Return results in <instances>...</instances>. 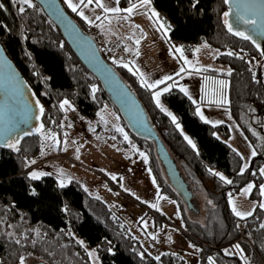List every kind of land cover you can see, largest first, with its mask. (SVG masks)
<instances>
[{"label": "trees", "instance_id": "obj_1", "mask_svg": "<svg viewBox=\"0 0 264 264\" xmlns=\"http://www.w3.org/2000/svg\"><path fill=\"white\" fill-rule=\"evenodd\" d=\"M135 1L138 0L120 3L126 6ZM152 2L154 9L169 21L167 40L171 45L181 47L182 53L191 58L200 44H206L216 50V63L226 66L227 70L201 72L207 77L227 79L226 107L256 153L249 168L239 172L241 157L226 142L229 135L226 124L212 125L200 119L195 113L197 105L179 89L163 92L164 103L192 137L196 146L192 148L152 101L154 89L146 88L133 69L124 66L126 63L107 60L89 27L70 15L60 0L65 12L91 42V48L95 46L93 50L102 64L109 67L108 73L115 74L137 99L146 123L152 125L150 130L140 131L129 124L111 101L102 80L78 59L38 2H33L32 7L24 6L21 13L19 3L0 0L3 5L0 44L32 90L33 99L44 109L40 131L24 137L17 145L19 151L0 148V264H20L22 256L24 264L30 261L91 264L85 247L96 249L100 264H184L176 254H163L159 260L147 255L121 222L79 182L59 186L51 175L35 180L28 176L29 162L40 151L42 138L61 128V100H68L88 116L108 103L119 114L124 129L146 153L155 181L166 196L179 197L163 177L155 142L147 134L155 135L161 152L166 146L181 161L195 189L203 191L211 202L205 223H200L187 215L183 201L179 200L185 230L200 246L206 245L202 254L199 252L201 264H210L209 257L213 258V264H264V208L256 206L251 215L240 219L228 202L252 177L257 182L261 180L258 169L264 162V80L260 65L264 57L248 41L225 31L224 0ZM229 52L233 55H228ZM215 173L232 183H226ZM258 188L257 184L252 195H257ZM184 191L194 197L191 189ZM78 241H83V245ZM237 244L243 251L234 247ZM225 249L232 254H226Z\"/></svg>", "mask_w": 264, "mask_h": 264}, {"label": "rangeland", "instance_id": "obj_2", "mask_svg": "<svg viewBox=\"0 0 264 264\" xmlns=\"http://www.w3.org/2000/svg\"><path fill=\"white\" fill-rule=\"evenodd\" d=\"M60 1L70 15L84 22L90 30L94 27L101 30L103 37L108 41H122L127 50H131L134 54V57L128 59L127 65L132 66L134 62L138 63L141 67L140 75L143 74L141 77L144 81L153 83L166 75L172 77L171 80L152 88L154 90L151 98L156 106L154 92L161 91L162 95V89L170 84L174 86L169 90L173 88L180 90L183 86L187 89L186 95L193 104L197 105L195 113L200 119L202 114L204 117L202 120L212 125L226 124L229 130L226 142L241 157L238 170L241 172V168L247 164L248 167L244 170L247 171L254 156L252 154L254 148L234 123L226 107L228 81L219 76L207 77L201 72L207 69L227 70L226 66L216 63L215 49L206 44H200L191 58L177 52L175 49H181V47L171 45L167 40L169 21L154 9L152 0L150 5L142 7L140 0L126 6L121 5L120 0L118 4L116 0H103V3L110 8L126 9L136 4L137 7L132 14L123 11L106 13L96 6L95 2L88 4L87 0H84V4H81L80 0H72L73 4L78 5L77 11L74 12L66 0ZM33 2L35 0H32ZM19 6L27 5L19 4ZM153 10L158 13V17L152 14ZM80 12H83V16ZM84 16H87L88 20H85ZM97 16L100 19H96ZM125 40L134 47L135 51L126 45ZM181 67L185 71L180 72ZM260 69L264 80V60L261 62ZM178 72H180L179 76L176 75ZM161 95L162 107H157L169 117L184 140L195 149L196 146H192V144L195 145L192 137L177 122L175 113L164 103ZM64 101L59 102L62 113L61 128L42 138L40 151L30 160L35 163L29 162L28 176L30 177L29 174L33 171L46 173L53 176L59 186L67 185L71 181L79 182L89 195L99 199L111 215L121 222L147 255L156 258L171 253L180 255L184 264H201L199 252L201 251L202 254L206 245L201 243L200 246V243L185 230L179 200L183 201L187 215L200 223H205L207 206L211 202L203 191L195 189V185L187 178L181 161L162 143L165 147L161 152L160 142L155 139V135L151 132L147 134V137L155 142L162 175L178 193L180 198L178 199L161 193L149 167L146 153L124 129L119 114L108 103L93 116H88L80 112L68 100L69 103L61 108L60 105ZM197 108L200 109L199 113ZM169 112L171 116L168 115ZM172 116L176 117L175 122ZM217 121L220 123H216ZM177 124L180 127H177ZM145 126L148 130L152 128L150 123H145ZM115 132L121 135H116ZM189 139L192 144L188 142ZM171 164L182 183L187 184L185 189L193 191V198L174 180L170 169ZM262 168H264V162L258 169V176L261 178L259 182L252 177L238 193L229 198L231 210L233 205L230 200L234 201L241 212L252 213L256 206L264 204V195H261L260 190V186L264 185V175L260 172ZM249 184L253 187L245 192L244 189ZM257 184L259 187L257 195H252ZM206 186L211 188L210 184ZM239 231L242 237L241 225ZM85 250L91 264H100L94 247H85ZM92 250H95L94 255L90 257L89 252ZM36 262L38 261H30L29 264Z\"/></svg>", "mask_w": 264, "mask_h": 264}, {"label": "water", "instance_id": "obj_3", "mask_svg": "<svg viewBox=\"0 0 264 264\" xmlns=\"http://www.w3.org/2000/svg\"><path fill=\"white\" fill-rule=\"evenodd\" d=\"M35 1L40 4L43 11L60 29L64 40L78 59L102 80L111 101L129 124L134 129L147 131L145 113L137 99L115 74L108 73L110 69L102 64L100 57L93 50L95 46L92 44L91 48V42L86 40L82 31L60 5L59 0ZM225 6L224 12H229L227 19L233 25V32L228 31V27L224 23L223 13L225 31L237 39L248 41L257 53L264 57V0H229ZM238 16H243L245 19H255L257 23L256 25L245 24L243 21L237 20ZM235 31H242L251 36L252 39L246 40L237 36L234 34ZM102 66L106 68L107 73ZM32 96V90L22 79L0 44V148H9L5 146V139L8 142L12 138V142L20 137V143L24 137L33 136L36 129L40 127L43 114L40 113L39 108L42 105L40 103L37 105ZM26 132L30 134L24 135ZM170 169L176 183L185 190L186 186L182 183L181 178L176 175L172 164ZM36 264L47 263L38 261Z\"/></svg>", "mask_w": 264, "mask_h": 264}, {"label": "snow or ice", "instance_id": "obj_4", "mask_svg": "<svg viewBox=\"0 0 264 264\" xmlns=\"http://www.w3.org/2000/svg\"><path fill=\"white\" fill-rule=\"evenodd\" d=\"M66 2L68 3V6H69L70 8H72V10H73L74 12L77 11V8H78V5H77V4H73V3H72V0H66ZM93 2H95L96 6L99 7V8H102L103 11L106 12V13H107V12L118 13V12L123 11V12L129 13V14H132L133 11H134V9L137 7L136 4H132L130 7L126 8V9H120V8H118V7H111V8H110V7H107V6L103 3V0H87V3H88V4H91V3H93ZM116 2H117V4H118V3H119V0H116ZM224 2H225V3H229V0H224ZM14 3H19V4H22V5H27L28 7H32V6H33V5H32V0H14ZM80 3H81V4H84V0H80ZM150 4H151V0H140V6H141V7H142V6H146V5H150ZM85 6H87V5L85 4ZM2 7H3V5L0 4V8H2ZM19 11H20L21 13H23V12L25 11V8H24L23 6H21V7L19 8ZM152 14H153L154 16H157V17H158V13H155L154 10H153ZM80 15L83 16V12H80ZM228 16H229V12H224V17H225L224 23H225V25H227V27H228V31H229V32H233V25H232L231 23H229V21H228V19H227ZM124 18L127 19L128 17H124ZM84 19H85V20H88V17H87V16H84ZM96 19H100V17L97 16ZM237 20H238V21H243L245 24H251V25H256V23H257V21H256L255 19H245L243 16H238V17H237ZM89 22H91V21H89ZM137 27H138V26H137ZM161 27H163V25H161ZM234 34L237 35V36H240V37H242V38H244V39H246V40H251V39H252L251 36L246 35V34H245L244 32H242V31H235ZM136 43H139V41H136ZM253 43H255V41H253ZM257 47H259V45H257ZM175 50H176L177 52H181V53H182V49H180V48H176ZM228 55H233V53L229 52ZM186 62H187V61H186ZM124 66L127 67L128 65H124ZM183 71H185V69H184L183 67H181L180 72H183ZM229 71H230V70H229ZM180 72H178L176 75L179 76V75H180ZM141 75H143V74H141ZM171 79H172L171 76H167V75H166V76H164L162 79L157 80V81H155V82H153V83H148L147 81H142V83H144L145 86L148 87V88H155L156 85H158V84H163V83H165V81H168V80H171ZM221 83H223V82H221ZM173 86H174V85L170 84V85H168L167 87L163 88L162 91H163V92H167V91H169V89H170L171 87H173ZM181 91H182V92H185V94H187V89L184 88L183 86H181ZM160 95H161V91H156V92L153 93V97H154V99H155V101H156L157 106L162 107V105L160 104ZM36 103H37V105H39V101H36ZM68 103H69V102H68L67 100H65V101L60 105V107H61V108H64V106L67 105ZM39 111H40L41 114H43L44 109H43L42 106H40ZM197 112H198V113L200 112V109H199V108H197ZM168 115L171 116L172 114L169 112ZM37 118H39V117H37ZM172 119H173V121L175 122L176 117H175V116H172ZM201 119H204V117H203L202 114H201ZM216 123H220V121H217ZM42 127H43V125H41V128H42ZM177 127H180L179 124H177ZM118 130H119V129H118ZM36 131H40V129L38 128V129H36ZM29 134H30V133H27V132L24 133V135H29ZM19 139H20V137H17L15 140H13V141L10 142V143L7 142V140L5 139V146H7V147H9V148L16 149L17 151H19V149L17 148V145L19 144ZM125 139H127V136H126V135H125ZM185 139H188V138L185 137ZM188 142H189L190 144H192V141H191L190 139H189ZM192 146L195 147L194 144H192ZM252 154L255 155V154H256L255 151H253ZM30 163H35V161H31ZM247 167H248V165L245 164V165L241 168V173H243V171H244ZM260 172H261V175H264V168H262V169L260 170ZM215 174L218 175V176H220V178H221L222 180H224L226 183H229V184L232 183L231 180H228L226 177H223L222 174H220V173H215ZM29 175H30V178H31V179L35 180V179H39L40 176H42V175H46V173H42V172L38 173V172H36V171H33V172H31ZM113 179H115V177H113ZM252 187H253V185H252V184H249V185L247 186V188L244 189V191H245V192H248V191H250V190L252 189ZM260 190H261V195H264V185H261V186H260ZM33 194H35V191H34V190H33ZM230 203H232V205H233V206H232V211H233V213H234L236 216L243 218V217H246V216H249V215L252 214L250 211H249V212H241L240 210H238V208L235 206L234 201H231V200H230ZM153 206L155 207V205H153ZM260 207L264 208V204H261ZM262 226H264V225H262ZM78 243H80L81 245H83L84 242H83V241H78ZM193 247H194V246H193ZM234 247L237 248V249H240V245H239V244L234 245ZM94 251H95V250H92V251L89 252V256H90V257L94 255ZM224 251H225L226 254H232L228 249H225ZM240 251H243V250L240 249ZM156 259L159 260L160 257H156ZM208 259H209L210 264H213V258H212V257H209ZM20 264H24V257H23V256L20 257Z\"/></svg>", "mask_w": 264, "mask_h": 264}, {"label": "built area", "instance_id": "obj_5", "mask_svg": "<svg viewBox=\"0 0 264 264\" xmlns=\"http://www.w3.org/2000/svg\"><path fill=\"white\" fill-rule=\"evenodd\" d=\"M91 34L95 37L98 42L99 48L106 55L107 60L115 63H126L129 58L134 57L131 50H127L125 44L120 41H108L97 28H92ZM241 233V231H240Z\"/></svg>", "mask_w": 264, "mask_h": 264}, {"label": "crops", "instance_id": "obj_6", "mask_svg": "<svg viewBox=\"0 0 264 264\" xmlns=\"http://www.w3.org/2000/svg\"><path fill=\"white\" fill-rule=\"evenodd\" d=\"M101 31V30H100ZM101 33H103V32H101ZM102 36H103V34H102ZM110 39V38H109ZM124 40V39H123ZM126 41V40H125ZM126 45L128 46H130L134 51H135V49H134V47L132 46V45H130V43L129 42H127L126 41ZM136 55V54H135ZM128 62V61H127ZM127 62H126V64H127ZM132 69H133V71L138 75V77H139V79L141 80V82L142 81H144L143 79H142V77H141V75H140V71H141V67H140V65L137 63H133L132 64V66H130ZM144 86H145V84L144 83H142ZM146 87V86H145ZM146 88H148V87H146ZM148 89H152V88H148ZM181 90V89H180Z\"/></svg>", "mask_w": 264, "mask_h": 264}, {"label": "flooded vegetation", "instance_id": "obj_7", "mask_svg": "<svg viewBox=\"0 0 264 264\" xmlns=\"http://www.w3.org/2000/svg\"><path fill=\"white\" fill-rule=\"evenodd\" d=\"M11 139H12V138H10V140L8 141L9 143L11 142ZM33 264H36V263H33Z\"/></svg>", "mask_w": 264, "mask_h": 264}]
</instances>
